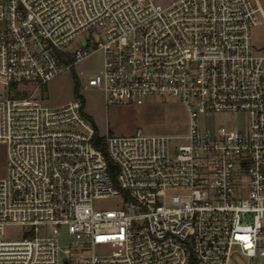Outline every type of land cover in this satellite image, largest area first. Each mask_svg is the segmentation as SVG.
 Segmentation results:
<instances>
[{
  "label": "built area",
  "instance_id": "obj_1",
  "mask_svg": "<svg viewBox=\"0 0 264 264\" xmlns=\"http://www.w3.org/2000/svg\"><path fill=\"white\" fill-rule=\"evenodd\" d=\"M262 17L255 0H0V264L264 259V52L251 41ZM97 53L79 89L176 101L186 134L97 135L103 152L79 97L37 98Z\"/></svg>",
  "mask_w": 264,
  "mask_h": 264
},
{
  "label": "rangeland",
  "instance_id": "obj_2",
  "mask_svg": "<svg viewBox=\"0 0 264 264\" xmlns=\"http://www.w3.org/2000/svg\"><path fill=\"white\" fill-rule=\"evenodd\" d=\"M159 8H165L177 0H156ZM264 13V0H256ZM251 41L254 49L264 52V17L260 24L252 29ZM101 66V55L94 54L78 64L74 69L54 78L36 93L39 100L48 106H60L73 99V80L84 81L98 72ZM22 96L32 90L27 85L21 87ZM77 96L83 101V110L97 129L98 135L130 136L136 131L148 135L182 137L187 131L186 113L183 106L172 100L151 99L143 106L110 104L105 100L100 88H78ZM224 116L210 118L208 124H221ZM217 122V123H215ZM5 149L0 145V177L4 174ZM116 206L114 200L96 201L93 207L99 210H110ZM65 248L66 238L62 237ZM252 264H264V259H257Z\"/></svg>",
  "mask_w": 264,
  "mask_h": 264
},
{
  "label": "trees",
  "instance_id": "obj_3",
  "mask_svg": "<svg viewBox=\"0 0 264 264\" xmlns=\"http://www.w3.org/2000/svg\"><path fill=\"white\" fill-rule=\"evenodd\" d=\"M73 84H74V87H73V98H75V97H78V96H77V93H78V84H77L76 79L73 80ZM82 103H83V101H82ZM93 125H94V124H93ZM94 128H95V126H94ZM97 135H98V132H97V129L95 128L94 144H95V146H97L101 151L104 152V148H103V146H102V139H98ZM112 167H113L112 164H109V168H112Z\"/></svg>",
  "mask_w": 264,
  "mask_h": 264
},
{
  "label": "crops",
  "instance_id": "obj_4",
  "mask_svg": "<svg viewBox=\"0 0 264 264\" xmlns=\"http://www.w3.org/2000/svg\"><path fill=\"white\" fill-rule=\"evenodd\" d=\"M255 2L257 3V1L255 0ZM258 4V3H257Z\"/></svg>",
  "mask_w": 264,
  "mask_h": 264
}]
</instances>
